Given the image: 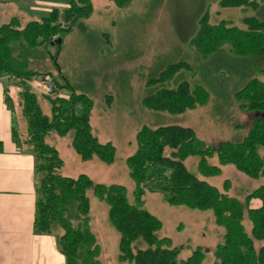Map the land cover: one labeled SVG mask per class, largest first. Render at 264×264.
<instances>
[{"label": "trees", "instance_id": "1", "mask_svg": "<svg viewBox=\"0 0 264 264\" xmlns=\"http://www.w3.org/2000/svg\"><path fill=\"white\" fill-rule=\"evenodd\" d=\"M112 1L124 7L132 0ZM243 2L242 7L254 13L245 27L226 19L210 24L205 9L200 8L194 29L185 39L194 47L200 61L210 60L221 67L228 64L240 69L236 75L224 79L229 78V82L234 78L233 95L242 110L254 113L253 126L240 141L224 140L216 147L200 149L195 146L197 137L190 126H142L135 134L134 152L125 158L128 174L135 184L132 202L121 184L94 182L83 173L77 177L62 175L59 171L62 159L57 149L46 141L54 134L65 136L72 131L71 146L82 160L96 157L105 164L113 163L115 146L100 142L92 132V98L85 92H76L67 82L51 78L56 92L64 90L68 95H52L50 113L46 114L40 96L30 85L38 75L50 76L32 68L31 63L40 56L47 57L50 47H60L62 37L74 26L84 29L82 20L93 11L91 1L69 0L63 12L53 8L47 16L30 20L23 26L16 17L0 24V74L14 79L19 113L26 122V142L35 159L33 232L53 235L65 264H100V246L90 228L87 195L90 189L108 206L109 221L119 233L118 260L121 262L202 264L204 260L203 250L197 247L179 262V249L172 246L171 239L158 236L162 223L144 207L143 198L146 191L153 190L161 193L169 205L212 212L215 223L223 228L222 242L213 251L215 264H264V246L255 247L256 240L264 239V184L241 200L201 178L220 175L221 167L226 164L234 165L250 178L264 177V80L257 77H264V0ZM183 70L189 71L192 78L196 75L190 63L179 61L166 65L157 76L149 78L146 85L150 91L142 97V106L180 114L205 104L210 94L206 86L191 79L173 81ZM4 100L15 110L7 87ZM213 155L217 165L209 162ZM191 156L197 157L195 170L185 165ZM228 186L225 180L223 188L227 190ZM254 198L261 202L258 207L250 206ZM245 219L251 225L250 232L245 229Z\"/></svg>", "mask_w": 264, "mask_h": 264}, {"label": "rangeland", "instance_id": "2", "mask_svg": "<svg viewBox=\"0 0 264 264\" xmlns=\"http://www.w3.org/2000/svg\"><path fill=\"white\" fill-rule=\"evenodd\" d=\"M40 1L48 2L52 7L48 9L49 5H44L39 8L38 5L40 11L34 15L35 20L47 16L53 8L61 13L69 4V0ZM90 1L93 11L82 20L84 29L74 26L62 37L60 47H50L49 55L40 56L31 66L50 74L45 75L50 80L67 82L76 92H85L92 98V132L100 142H111L116 155L111 164H105L96 157L84 161L71 146L72 131L65 136L54 134L46 141L57 149L62 159L59 170L62 175L77 177L83 173L94 182L121 184L132 202L135 184L128 174L125 158L134 152L135 134L142 126H190L195 131L198 149L216 147L224 140L240 141L246 136L253 126L254 113L239 107L233 95L234 78L229 82V78L224 79L236 75L240 69L228 64L221 67L210 60L200 61L194 47L185 39L194 29L200 8L205 9L210 24L226 19L245 27L254 13L242 7L243 0H132L124 7L116 6L112 0ZM179 61L190 63L196 75L192 78L189 71L183 70L173 81L191 79L193 83L206 86L210 92L206 103L180 114L144 108L141 99L150 91L146 85L148 79L157 76L166 65ZM257 77L264 80L261 75ZM9 79L11 77L6 80ZM31 81L40 84L34 79ZM61 93L68 95V91ZM51 98L39 97L46 114L50 113ZM16 109L20 115L21 109L17 104ZM21 137V140L27 139L26 130ZM24 146L27 147L26 144ZM196 162L197 157L191 156L185 160V165L189 170H195ZM209 162L217 165L216 155L209 158ZM221 169L220 175L201 178L221 192L241 200L248 192L264 184V177L250 178L232 164L223 165ZM225 180L229 182L227 190L223 188ZM87 195L90 200V228L100 246V264H128L118 260L119 233L109 221L107 204L91 189ZM143 198L144 207L162 223L158 236L169 237L172 246L179 249V262L199 247L204 252L202 264H215L213 251L222 242L223 228L215 223L210 210L169 205L163 201L161 193L153 190L146 191ZM244 225L250 232L251 225L247 219ZM58 231L62 233V230ZM261 246H264V239L256 240L255 247Z\"/></svg>", "mask_w": 264, "mask_h": 264}, {"label": "crops", "instance_id": "3", "mask_svg": "<svg viewBox=\"0 0 264 264\" xmlns=\"http://www.w3.org/2000/svg\"><path fill=\"white\" fill-rule=\"evenodd\" d=\"M44 3L40 0H0V24L16 17L23 26L35 20L34 15L40 11L38 5L39 8L49 5ZM51 7L49 5L48 9ZM7 78L10 77L0 74V264H65L63 254L56 247L55 237L33 232L35 159L30 145L21 140L26 125L22 116L17 114L14 81ZM30 85L39 96H52L44 85L33 84V81ZM6 87L14 100L15 110L4 100ZM61 92L65 91L58 93ZM260 203L257 198L250 200L251 207H258Z\"/></svg>", "mask_w": 264, "mask_h": 264}, {"label": "water", "instance_id": "4", "mask_svg": "<svg viewBox=\"0 0 264 264\" xmlns=\"http://www.w3.org/2000/svg\"><path fill=\"white\" fill-rule=\"evenodd\" d=\"M57 43L60 44V38L56 39ZM35 80L39 83H44L48 87V93L49 94H55L57 89L55 88V85L52 80H50L45 75H38L35 77Z\"/></svg>", "mask_w": 264, "mask_h": 264}, {"label": "built area", "instance_id": "5", "mask_svg": "<svg viewBox=\"0 0 264 264\" xmlns=\"http://www.w3.org/2000/svg\"><path fill=\"white\" fill-rule=\"evenodd\" d=\"M36 81V80H35ZM38 82V81H37ZM41 84V83H40ZM43 85V84H42ZM46 92H48V87L44 84Z\"/></svg>", "mask_w": 264, "mask_h": 264}]
</instances>
